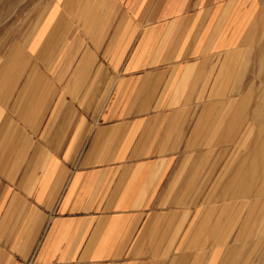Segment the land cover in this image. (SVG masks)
<instances>
[{
	"label": "crops",
	"instance_id": "0c3cea01",
	"mask_svg": "<svg viewBox=\"0 0 264 264\" xmlns=\"http://www.w3.org/2000/svg\"><path fill=\"white\" fill-rule=\"evenodd\" d=\"M1 4L0 264H210L191 154L240 130L213 68L262 0Z\"/></svg>",
	"mask_w": 264,
	"mask_h": 264
},
{
	"label": "rangeland",
	"instance_id": "374dc122",
	"mask_svg": "<svg viewBox=\"0 0 264 264\" xmlns=\"http://www.w3.org/2000/svg\"><path fill=\"white\" fill-rule=\"evenodd\" d=\"M0 8L10 12L12 5ZM216 60L213 87L232 97L221 101L230 108L223 112L240 130L227 143L191 154L195 195L189 199L203 240L193 249L210 264H264V0L243 43Z\"/></svg>",
	"mask_w": 264,
	"mask_h": 264
}]
</instances>
